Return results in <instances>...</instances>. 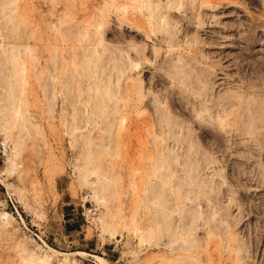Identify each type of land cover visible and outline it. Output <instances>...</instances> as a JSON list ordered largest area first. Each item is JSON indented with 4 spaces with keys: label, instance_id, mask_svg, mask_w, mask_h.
<instances>
[{
    "label": "rangeland",
    "instance_id": "obj_1",
    "mask_svg": "<svg viewBox=\"0 0 264 264\" xmlns=\"http://www.w3.org/2000/svg\"><path fill=\"white\" fill-rule=\"evenodd\" d=\"M141 2L0 0V264H100L97 255L104 264H264V126L256 138L242 133L251 111L226 105L240 107L242 117L235 111L216 124L218 139L199 136L202 105L193 99H204L198 85L213 79V97L240 93L246 102L259 100L263 109L256 111L264 113V0H184L167 17L177 24L176 46ZM127 49L144 68L129 67L118 79L113 57ZM182 64L191 86L181 71L176 75ZM161 112L176 119L177 135L191 129L199 149L217 160L203 178L221 185L225 207L215 217L219 226L200 219L201 244L190 253L180 250L186 240L173 243L156 226L159 210L174 208L170 225L180 231L176 194L190 191L177 185L180 178L186 183L181 165V176L162 182L161 152L173 142L155 140ZM188 145L176 148L185 154ZM161 189L170 193L166 210L156 202ZM152 190L160 194L152 198ZM86 195L98 208L88 220Z\"/></svg>",
    "mask_w": 264,
    "mask_h": 264
},
{
    "label": "bare ground",
    "instance_id": "obj_2",
    "mask_svg": "<svg viewBox=\"0 0 264 264\" xmlns=\"http://www.w3.org/2000/svg\"><path fill=\"white\" fill-rule=\"evenodd\" d=\"M193 1L195 2V0H193ZM200 1L202 3H204L203 2L204 0L203 1L200 0ZM208 1H212L213 4H216L217 1L219 2V0H206V2H208ZM214 1H215V3H214ZM150 2H151V0H142V2H141L142 3V6L139 5V7L142 8V10H143V12L145 14H148L151 17H153V16L155 17V23L154 24H158L160 29L161 28L164 29V33H163L164 35H162L163 36V39H165L164 36H167L168 35L169 38L167 40H169V39L171 40L172 39V41H173V42H171L172 44H174V42L175 43L178 42L177 41L178 40V37L175 34V30H176L177 24H175V23H169L168 20H167L168 19L167 17L169 15L176 16V14L178 12L176 13V12H173L172 10L173 9H181V7H183V5H184V0H168L167 3L163 5V7H161L160 4H157V5H153L152 6L150 4ZM190 2H191V0H190ZM213 4H211L212 7L215 6ZM160 38L162 39V37H160ZM163 39H162V41H163ZM178 43L177 44H174V45L176 46V45H178ZM174 45H173V48H175ZM138 52H140V54L143 56V58H145L144 57V50H142V51L141 50H138ZM180 55H179V57L182 56V55L181 56ZM113 59L116 60L115 65H114V69H117L116 71H118V76H117L118 79H122L123 78V76L125 75V73L127 72V70H128L129 67L132 68V69H140V68L143 69L144 68V66L142 64V61L140 59H138V60H132L131 54L129 53V50L128 49H127V52L124 53V55H121L119 57L118 56L117 57H113ZM189 63H190V61H189ZM173 66L175 68L177 67L176 64H174ZM179 68H181V70ZM179 68L177 69L178 71H176V75H178V72L181 71V73L183 75H186L187 76V78H186V77H184V76L181 75L182 76L181 78L182 79L185 78V80L189 81L188 84H190V86L193 85L191 83L192 82L194 83L195 81L193 80V78L190 79L191 81L189 80V77L191 76V74H189L190 72L188 71V75L189 76L187 75V71L185 70L186 69L185 68V64L180 65ZM183 70H185V71L182 72ZM191 77H193V76H191ZM109 79H111V78H109ZM212 80L213 79H206L205 82L203 83V85H200V84L198 85L197 94L199 96H205L204 99H202V98L201 99L200 98L198 99L197 96L196 97H193L194 100H195V98H197V100H199V101H197L198 103L196 102V105H202L201 106V110L198 111L196 113V115H195V117L197 118V121L195 122V125L199 129L198 135L199 136H202V134H205V135L211 136V137H213L215 139H218L219 136L221 137V135L219 134L218 131L215 130V127L218 126L216 124L223 125L224 124L223 122L225 120H227V118H229V116L233 112L236 111V113H237V111H239L240 107H243V106H245L243 108H246L247 109V112L251 111L252 114L251 113L250 114L248 113L249 114V118H248V120H246V122H244L245 123V125H243L244 127H241V125H240V127H241V129L239 127L240 131L242 133H244L245 131H243V130H249L253 135H254L255 132H256V134L257 133L260 134L259 133L260 131L258 130V128L261 127V126H264L263 125L264 124V115H263L264 113L262 112L263 110L261 111V113H260V110H259V112H257L256 110L260 106V104H261V106H260L261 109H263L262 108L263 107L262 106V103L261 102L259 103V100L258 101H253L252 97H251V99H252L251 102H250L249 98H247L248 101L246 102L245 99H243L242 94H240L238 92H237L238 95L236 94L237 96L232 93V95L236 96L235 99H237V100H235V99L233 100L231 98L232 96H229L230 94H228V97L225 94H224L225 96H219L217 98L216 97H213V90L215 88V86H214L215 85V81L212 82ZM137 85L138 84L136 83V91H134V93L136 94V96H138V99L139 100H142L143 94H141V84H139L138 86ZM137 88H138V91H137ZM130 91L132 92L133 90L130 89ZM128 92H129V90H128ZM210 94H211V96H210ZM156 100H158V99H156ZM180 101H182V100H180ZM210 101L212 102L211 104L209 103ZM243 102L244 103L245 102L246 103L249 102L248 104H250V106H248V104L246 105V103L244 104ZM194 103H195V101H194ZM181 104H182V102H181ZM183 104H184V102H183ZM226 105L231 106V108H233L235 105H238L240 107H239V109H235V111L233 109L230 111V110H228V108H227ZM263 105H264V103H263ZM159 108L162 111L163 108L162 107H159ZM195 108H197V106ZM242 112H243V110H242ZM256 112H257V114H255ZM237 114H240V113H237ZM240 115L242 117V113ZM246 116H248V115H246ZM204 121H208V123L207 122H204ZM238 121H240V119ZM240 122H242V121H240ZM158 123L160 125L159 135H158V133H156L155 140H158V138L162 136V138L165 141H168L169 139H171V141L173 142V145L171 144V142L169 144V152L168 153L161 152L163 154V157H162V160H161L160 164L161 165L165 164L164 165V169L165 170L163 169V166H162V168H159L160 170L163 169V171L165 173L164 174L163 171H162V173L164 174L163 175V181L162 182H163V184H165L166 181H167V180L164 179V176L165 175H167V177L165 176L166 179H168V177H171V178L172 177H176V178H178L179 176H181V175L178 174L179 165H181V169L183 171H185L186 176H187L186 177V183H184L183 182V179L180 178V180H179V182H178L177 185H179V188H182L185 185H188L190 187V191L187 192V193H185V194L183 193L184 196L183 195H180L181 197L183 196L182 197L183 198L182 200L180 199L181 197H178L179 195L176 194L177 195L176 198H177V200H179L178 203L176 204L177 206L175 205V202L173 201L174 202V205L176 206V207L175 206L174 207L177 208L178 213H180V215H179L180 216V219L179 220H183L182 225H181V223L179 224L181 226V228H179L180 231L179 230H176L177 232L179 231L178 233L173 229L174 228L173 227L174 226L173 223H174V221L176 219L172 223V217H171V219L169 218V216H173L174 217L173 214L175 213V211H173L174 208H173V210H172V208H170V210L173 212V214L171 213V211H168L169 210L168 208L170 207V206H168L169 205L168 202H170V201H168L167 199H170L169 198V194L170 193L167 195V193L165 192L166 193V194H164L165 196L164 195L162 196V194H163L162 193L163 192L162 189H161L162 191L160 190V193L161 194L159 193V191H155L156 193L158 192L161 195V196L160 195L158 196V194H156L158 197H160V200L158 198V201H156V202L161 201L159 203L160 204H164L165 206L168 204L167 205L168 207L166 206L167 208H165V206H162V207L165 208V210L168 209V210H166L168 212V214H166V212L163 209H162V213H161V209H160L159 211H160L161 218L163 216L162 215L163 212H165L163 218L162 219L160 218L161 220L160 219L159 220H156L157 217H155V220L157 221L156 226L157 227H158V225H159V227L162 226V227H160V230L161 231L163 230L162 232L168 231V232H166L164 234H166L168 236L167 239L169 238V240L171 242H173V243H174V241H177V239H181L182 241H185L186 240L187 243L189 241V244L183 242V243L186 244V247L183 244L184 247H181L182 249H180L179 247L178 248L180 250H183V248H184L185 251L187 250L186 251L187 253L188 252L190 253L191 251H193V249L195 247H196V249L197 248L199 249V247H197V243L201 244V242H200L201 240L198 242V238H197V230H198V227H199V221H200V219L201 218H204V223L203 224L207 223V224H210L212 226L213 223H211V222H214L215 221L216 222V225H217V220H219V219H217V218L215 219V217H216L217 214H222L219 211H221L225 207V206H222V203H221V200L223 198L222 195L220 194L221 193V190L220 191L217 190V188L220 187L221 185L218 184L217 182H214V179H211L210 181H208V180H204V178H203V171L205 172L206 168H208L209 166H211V164H215L217 162V160H216V157L211 152H208V151L200 150L199 149V146L197 145V143L193 141V137L191 136L192 133H193V131L191 129H189V131L187 132V135L186 134H183L182 136L177 135V134H179L178 132H180L181 130L180 129H177V127H176V123H177L176 122V119L170 117L168 115V113L161 112L160 115L158 116ZM214 125H216V126H214ZM238 125L236 126L237 127V130H238ZM223 129L226 131L225 128H222L221 130H223ZM237 130H235V131H237ZM167 131L170 132L171 134H168L167 135L166 134ZM229 132H232V131L229 130ZM254 137L256 138V135H254ZM258 137H259V135H258ZM261 138H262V136H261ZM186 140L189 141V145L187 147V152L185 154H183V153L179 152V148H176V146L177 145H179V146L182 145L184 142H186ZM162 144L163 143L161 142V146H162ZM258 144L263 145L264 143L262 144V142L260 141V143H258ZM173 163H175V164H173ZM222 177L225 179L226 178V175H223L222 174ZM160 179H162V177ZM162 182H161V184H162ZM168 184L169 183H167L166 185H168ZM159 189H160V187H159ZM155 192L153 190L151 191V193H153L152 198H154V197L156 198V196L154 195ZM166 195L168 196V198L165 199V197H167ZM173 199H174V197H173ZM153 200L155 201L157 199H153ZM204 200L207 202V208H204V207H201L200 206L201 203ZM175 201H176V199H175ZM187 201H192L193 202L192 205L187 206ZM171 207H173V205H171ZM228 209H229V207H228ZM169 213L172 214V215H170ZM170 223H172L171 224V225H173L172 227H171ZM154 225H155V223H154ZM179 225H177V228H178ZM229 225L230 224H228L227 226H229ZM217 226H219V223H218ZM221 227H222V229L220 227H215V224H214L215 231L217 229H219V228L222 231H223V228H224V230L227 231L226 226L223 225ZM177 228H175V229H177ZM214 228H212V229H214ZM153 229H155L154 226H153ZM156 230H157V228H156ZM161 231L159 232L160 234H162ZM210 231H211V233H213V232H212V230H209V234L211 235ZM216 232H218V231H216ZM160 234H158V235H160ZM191 235H194V236L191 237ZM188 236H189V238H188ZM155 245H157V244H155ZM187 245H189V246H187ZM180 246H181V244H180ZM199 246H201V245H199ZM176 247L173 246L172 247L173 249H169V250H172V252H173V250ZM205 251H207V250H205ZM182 253H183V251H182ZM187 257H188L189 260L194 261L193 257L192 258H190V256H187ZM187 257H185V258L187 259ZM96 258H97V260H98V262L100 264H104V262H103L104 261V258L102 256H98L97 255ZM185 258H184V260H186ZM191 264H193V263L191 262Z\"/></svg>",
    "mask_w": 264,
    "mask_h": 264
},
{
    "label": "built area",
    "instance_id": "obj_3",
    "mask_svg": "<svg viewBox=\"0 0 264 264\" xmlns=\"http://www.w3.org/2000/svg\"><path fill=\"white\" fill-rule=\"evenodd\" d=\"M89 195H86L82 198V208H83V215L88 220L89 218H94L98 214V208L90 201Z\"/></svg>",
    "mask_w": 264,
    "mask_h": 264
}]
</instances>
